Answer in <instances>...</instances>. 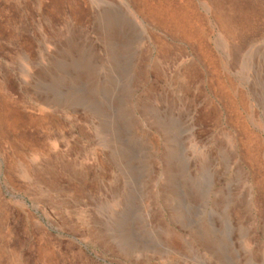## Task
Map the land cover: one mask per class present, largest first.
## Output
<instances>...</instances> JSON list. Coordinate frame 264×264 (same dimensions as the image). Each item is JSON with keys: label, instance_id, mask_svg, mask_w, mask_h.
<instances>
[{"label": "rangeland", "instance_id": "obj_1", "mask_svg": "<svg viewBox=\"0 0 264 264\" xmlns=\"http://www.w3.org/2000/svg\"><path fill=\"white\" fill-rule=\"evenodd\" d=\"M0 264H264V0H0Z\"/></svg>", "mask_w": 264, "mask_h": 264}]
</instances>
